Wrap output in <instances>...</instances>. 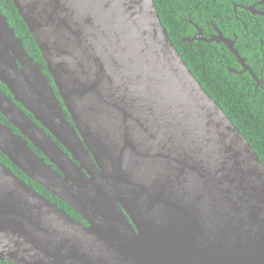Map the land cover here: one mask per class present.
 <instances>
[{
  "label": "water",
  "instance_id": "obj_1",
  "mask_svg": "<svg viewBox=\"0 0 264 264\" xmlns=\"http://www.w3.org/2000/svg\"><path fill=\"white\" fill-rule=\"evenodd\" d=\"M12 1L58 92L0 10V150L88 225L0 160V259L264 264V162L155 0Z\"/></svg>",
  "mask_w": 264,
  "mask_h": 264
},
{
  "label": "flooded vegetation",
  "instance_id": "obj_2",
  "mask_svg": "<svg viewBox=\"0 0 264 264\" xmlns=\"http://www.w3.org/2000/svg\"><path fill=\"white\" fill-rule=\"evenodd\" d=\"M169 4L168 27L177 47L191 55L210 95L231 112L236 125L264 162V0H173ZM39 63L58 92L46 64ZM0 88L14 98L1 81ZM58 98L66 112L62 98L59 95ZM16 104L42 127L22 104ZM67 118L72 122L69 114ZM0 120L21 133L1 112ZM44 130L50 134L47 128ZM30 145L44 157L32 142ZM81 222L88 225L85 220ZM4 261L0 259V264H5Z\"/></svg>",
  "mask_w": 264,
  "mask_h": 264
},
{
  "label": "trees",
  "instance_id": "obj_3",
  "mask_svg": "<svg viewBox=\"0 0 264 264\" xmlns=\"http://www.w3.org/2000/svg\"><path fill=\"white\" fill-rule=\"evenodd\" d=\"M172 1L173 0H155V4H156L157 11L161 17L163 24L165 25V27L169 31V35H170L171 40L176 45L177 40L175 41L173 39V35L171 34L170 29L168 27L170 25L169 21L171 20V18H170V15H171L170 4L169 3H172ZM0 10L8 17V19H10L12 26L15 27L18 35H20V37L24 40L25 45L28 48V50L30 51V53L32 55H34L39 62H41L45 65V61H44L42 54L38 48V45H37L36 41L34 40L32 34L28 30L27 25L25 24L23 18L19 14V12H18L17 8L15 7L13 1L12 0H0ZM176 47H177V45H176ZM177 48H178L179 52L181 53L183 59L186 61V63L188 64V66L192 70V72L195 74V76L201 82L203 87L206 89L207 85L204 81V77L202 75V72H201V70H198V71L196 70V67L194 66V61L191 59V55L186 54L179 47H177ZM199 60H200V57H197V62H199ZM206 90L208 91V89H206ZM214 99L221 105V107L224 109V111L227 113V115L235 123L233 115L231 114V112L227 111L225 109V107L221 104L220 100L216 99L215 97H214ZM0 160L3 163H5L6 165H10L15 170L17 175H19L20 177L27 180L41 194L45 195L46 197L51 199L53 202H55L56 204H58L59 206L64 208L68 213H70L72 216H74L78 220H80V221L84 220L83 217L77 211H75L73 208H71L67 203H65L63 200L58 198L51 191L47 190L46 188H44L42 185H40L36 181L30 179L22 171H20L16 166H14L13 163L8 159V157L1 150H0ZM4 263L5 264H14V263L9 262L7 260H5Z\"/></svg>",
  "mask_w": 264,
  "mask_h": 264
}]
</instances>
